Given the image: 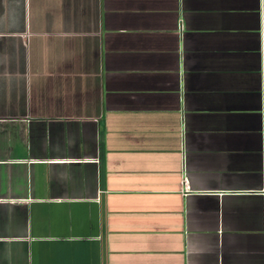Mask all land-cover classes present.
<instances>
[{"label":"crops","instance_id":"crops-1","mask_svg":"<svg viewBox=\"0 0 264 264\" xmlns=\"http://www.w3.org/2000/svg\"><path fill=\"white\" fill-rule=\"evenodd\" d=\"M0 264H264V0H0Z\"/></svg>","mask_w":264,"mask_h":264}]
</instances>
